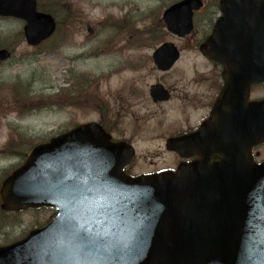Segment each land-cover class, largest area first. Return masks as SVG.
I'll use <instances>...</instances> for the list:
<instances>
[{
  "label": "water",
  "instance_id": "obj_1",
  "mask_svg": "<svg viewBox=\"0 0 264 264\" xmlns=\"http://www.w3.org/2000/svg\"><path fill=\"white\" fill-rule=\"evenodd\" d=\"M36 7L37 0H0V16L25 20V39L33 46L56 28L53 16ZM201 7L202 0H181L163 20L185 37ZM214 34L204 46L212 57ZM10 56L0 49V61ZM179 56L173 43L154 54L163 69ZM249 81L230 77L225 100L235 90L237 109L219 108L221 124L212 119L209 147L205 143L201 158L177 171L126 174L134 148L110 141L96 122L34 147L2 183L1 206H48L56 214L1 245L0 264H264V162L251 154L264 141V101L252 107L241 100Z\"/></svg>",
  "mask_w": 264,
  "mask_h": 264
},
{
  "label": "rangeland",
  "instance_id": "obj_2",
  "mask_svg": "<svg viewBox=\"0 0 264 264\" xmlns=\"http://www.w3.org/2000/svg\"><path fill=\"white\" fill-rule=\"evenodd\" d=\"M177 1L179 0H40L44 6L52 10L58 24L53 38L41 44V47L30 46L24 36L21 37L20 33L23 32L24 27L22 20L0 17V45L13 46L16 42H20L14 49L12 57L0 63V148L12 135L13 138L18 136L16 149L27 152L30 149L29 141L33 143L46 141L73 128L76 123L98 120L99 112L88 113L89 108L85 104L87 94L83 96L85 90L86 92L91 90L87 85L90 78L93 79V85L102 83L99 89L104 93L108 90L106 87L108 83L116 90L125 80L142 83L152 82L155 79L153 75L157 72L153 71L152 65L139 66L137 69L125 67L128 63L119 62L121 53L108 51V54L88 60L76 58L81 52L85 55L94 51L93 48H97L99 43L109 40L113 35L111 32L110 34L103 32L92 42L80 47L79 44L81 42L83 44L84 39L90 36L87 30L81 33V28L92 19L97 23L106 15H114L121 19L125 14H134L138 18V24L147 26L148 32L142 34V38L148 40L147 36L157 37L152 45L143 47L144 49L136 54L130 50V52L126 51L125 57L151 56L155 45L165 41L182 47L183 57L197 56L196 51L187 48L190 39L183 40L169 33L165 28L163 12ZM118 2H122L123 10L114 11L111 10L113 7L107 8ZM72 3L75 7L83 9V16L80 15L78 18L73 16ZM102 5H106L107 9L102 8ZM199 36L201 31L199 32L197 28L192 40H198ZM119 63L123 68L120 72L114 70ZM113 71L118 74L109 76L108 73ZM78 73L84 76L81 77ZM85 76L88 80L84 78ZM22 82L26 86L25 92H20L24 89ZM77 89L79 93H76ZM9 91L18 95L11 97ZM4 94L5 96L1 97ZM89 106L95 107L92 104ZM153 107L151 116V112L145 108H141L140 112H134L135 115L138 113L141 115L142 129L139 136L133 137L135 138L133 145L137 152L131 167L133 173L150 169L151 163L154 167L169 164L170 156L166 152L164 139L167 122L173 116L171 112L169 115L166 112L168 104ZM134 113H126L124 117L128 126L127 136L137 124ZM24 134L29 141L25 139ZM14 150L15 147L10 148V146H7L6 150H1L3 153H0V183L1 177L8 171L5 169L22 161L21 155ZM262 152L264 153V149ZM2 179L4 180V177ZM53 212V209L21 212L15 218V223H12L14 227L0 233V245L12 242L34 227H38L39 224H43Z\"/></svg>",
  "mask_w": 264,
  "mask_h": 264
},
{
  "label": "flooded vegetation",
  "instance_id": "obj_3",
  "mask_svg": "<svg viewBox=\"0 0 264 264\" xmlns=\"http://www.w3.org/2000/svg\"><path fill=\"white\" fill-rule=\"evenodd\" d=\"M202 1V8L194 11L192 34L181 38L190 39L187 48L196 51L198 55L180 56L175 63L165 69L156 64L154 57L155 50L165 42L155 45L151 56H124L129 50L135 54L140 52L143 47L152 45L157 38L153 35L147 36L148 40L142 38V34L147 33L148 29L146 25L138 24V18L134 14H125L121 19L114 15H106L101 21L98 20L96 23L92 19L81 28V33L87 30L90 36L84 39L83 44L82 42L79 44L80 47L92 42L103 32L109 34L111 32L113 35L109 40L99 43L97 48H93L94 51L85 55L81 52L76 58L88 60L111 51L122 54L119 62L128 63L125 67L137 69L139 66L152 65L153 71L157 72L153 75L155 79L152 82L134 83V80L133 82L125 80L116 90L108 83L107 86L104 85L108 89L105 93L99 89L102 83L93 85V79L90 78L87 85L91 90L87 92L85 90L83 93V96L87 94L85 104L89 109L99 112L98 122L113 140H126L131 144L134 143L133 137L139 136L142 129L141 115L139 113L135 115L134 112H140L141 108H145L151 112V116L153 106L168 104L166 112L168 115L171 112L173 116L167 122L164 139L166 152L170 156L169 164L154 167L151 163L150 169L138 173H153L164 169L176 170L181 163H192L201 158L203 145L206 143L208 144L206 147H209L211 137L215 134L210 127L212 119L215 123L218 118L221 124L218 116L219 108L224 107L228 111L237 109L238 93L235 90H232L228 100H225L224 92L232 75L239 79L240 83L246 76L250 78L241 96V100L243 99L246 105L253 107L254 103L264 101V0ZM121 3L101 7L108 9L113 7L111 10L119 11L123 10ZM72 8L75 18L83 16V9L75 7L74 3ZM197 28L199 32L201 31V36L198 40H192ZM213 32L215 33L214 57L208 55L204 49L207 39ZM178 49L182 53V47L178 46ZM120 63L114 70L119 72L123 70ZM117 74L118 72L115 71L108 73L109 76ZM79 76L83 77L84 74ZM84 78L88 80L86 76ZM76 93H79L78 89ZM221 101L224 102L222 105ZM90 104L95 107L89 106ZM130 112L134 113L137 124L127 136L128 126L124 117ZM181 138L183 140L180 142ZM169 139L173 142L170 144V149H167ZM263 149L264 141L251 148V154L257 161L264 160ZM213 158L216 161V157Z\"/></svg>",
  "mask_w": 264,
  "mask_h": 264
},
{
  "label": "trees",
  "instance_id": "obj_4",
  "mask_svg": "<svg viewBox=\"0 0 264 264\" xmlns=\"http://www.w3.org/2000/svg\"><path fill=\"white\" fill-rule=\"evenodd\" d=\"M38 8L40 10H43V11H47V12H51L52 13V10L47 8L46 6H44L41 2H39L38 4ZM21 34V37H23V32L20 33ZM20 44V42H16V44H14L13 46H9V45H0V47H8L12 50H14L18 45ZM10 92V91H9ZM20 92H23V90H20ZM11 93V92H10ZM12 96L16 97L18 94L14 95L11 93ZM5 96L2 95L1 97ZM0 111H1V106H0ZM26 140H28V138L26 137L25 138ZM29 141V140H28ZM33 142L29 141V144H32ZM16 152V147H15V150ZM17 153H19L21 155V157L25 158L26 156V152L25 151H18ZM7 174V172H6ZM5 175V174H4ZM3 175V176H4ZM2 178V177H1ZM2 180V179H1ZM20 213H7V212H4L1 210L0 208V233H2L3 231L7 230L8 228H13L14 226L12 225V223H15V218L19 215Z\"/></svg>",
  "mask_w": 264,
  "mask_h": 264
}]
</instances>
